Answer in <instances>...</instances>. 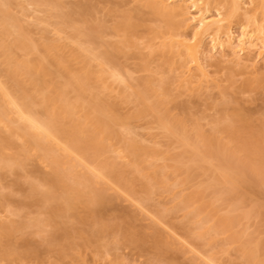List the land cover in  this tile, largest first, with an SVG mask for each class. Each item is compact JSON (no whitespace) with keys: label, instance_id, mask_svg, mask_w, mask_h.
Segmentation results:
<instances>
[{"label":"bare ground","instance_id":"obj_1","mask_svg":"<svg viewBox=\"0 0 264 264\" xmlns=\"http://www.w3.org/2000/svg\"><path fill=\"white\" fill-rule=\"evenodd\" d=\"M92 1L67 9L62 0H0V168L12 172L32 156L45 162L51 171L35 177L30 188L43 203L42 208L59 201L61 215L74 212L84 191L92 193L93 202L99 206L129 201L146 210L147 215L154 214L147 208L154 191L139 196L123 178L113 180L109 166L100 160L108 152L120 159L129 156L131 166L141 172L142 163L166 158L141 147L140 134L130 118L119 116L112 107L99 105L98 95L112 91L126 94V99L141 105L133 117H155L157 127L172 140L173 148L182 149L172 157L177 164L188 173L200 168L205 174L212 171L208 187L217 195L234 191V172L240 165L227 147L199 128L192 130L183 120L171 117L163 111L158 98L176 84L190 90L218 86L211 72L214 65L251 75L264 71V0H140L153 10L160 23L140 41L146 53L139 69L148 76L138 82L126 52L136 45L134 16L129 13L122 22L112 23L100 6L111 0ZM238 23L240 30L236 32ZM31 26L45 38L54 33L77 47L74 58L81 63L79 71L70 74L61 86L50 87L38 71L39 65H31L29 51L39 50ZM53 49L54 45L45 46L48 54ZM152 57L157 59L154 68L150 66ZM42 60L47 62V57ZM56 63L59 71L67 68L62 60ZM81 111L83 119H87L84 127L78 121L81 117H77ZM88 127L94 128L95 140L86 144L88 139H81L79 134ZM116 137L123 142V150L109 142ZM243 167L247 168V164ZM256 174L264 176V172ZM161 183L164 187L168 180ZM198 196L196 193L186 199L175 195L174 200L180 198L176 205L154 214L157 224L166 225V231L182 239L183 246L192 242L177 233L168 217L188 209ZM235 210L237 207L232 206L231 211ZM202 213V209L194 208L186 214L187 221L195 223L194 228L199 230L200 239L231 230L236 220L227 215L213 221V216ZM8 221V215L0 210V235ZM46 222L36 217L32 224L46 226ZM237 238L232 235L233 240ZM262 244L261 240L244 243L243 256L263 264ZM4 247L0 245V252ZM191 250L205 264H225L217 255L205 254L195 246Z\"/></svg>","mask_w":264,"mask_h":264},{"label":"rangeland","instance_id":"obj_2","mask_svg":"<svg viewBox=\"0 0 264 264\" xmlns=\"http://www.w3.org/2000/svg\"><path fill=\"white\" fill-rule=\"evenodd\" d=\"M62 1L67 9L93 2ZM116 1L100 6L112 23L122 22L129 13L134 16L136 45L126 52L127 62L138 82L148 76V72L139 69L146 53L140 41L160 22L144 1L128 0L126 4ZM30 30L39 43V50H30L27 55L31 65H39L37 69L50 87L61 86L70 74L79 71L81 63L74 58L77 47L67 39H58L54 33L45 38L37 28L31 26ZM239 30L238 23L235 31ZM46 45H54L50 54L45 50ZM44 56L47 62L42 60ZM57 59L63 61L65 70H58ZM156 65L157 59L152 57L151 68ZM211 72L218 79V86L190 90L176 84L158 99L163 111L183 120L190 129L199 128L205 135L213 136L240 165L234 172L235 190L224 195H217L208 187L212 171L205 174L200 168L188 173L172 159L182 149L173 148L172 140L157 127L153 115L133 117L141 108L140 104L126 99V94L106 91L98 95L100 106L112 107L119 116L130 118L140 134L139 144L143 149L154 152L157 157H166L142 163L143 170L139 172L129 163V156L120 159L108 152L100 160L109 166L113 180L123 178L139 196H147L153 190L147 208L156 215L176 205L180 198H193L199 193L188 209L168 217L170 225L192 245L183 246L182 239L166 231V225L157 224L154 214L147 215L146 210L129 201L99 206L93 202V194L84 191L69 216L59 213V201L42 208L43 203L31 191L30 182L51 169L32 156L23 167L12 172L0 168V210L9 217L7 229L0 235V245L5 246L0 252V264H205L202 257L191 250L192 246L205 254L217 255L225 264H256L243 256L241 246L258 240L263 243L260 253L264 260V176L256 174L264 172V71L251 75L236 68L214 65ZM85 96L88 98V93ZM84 116L82 111L77 114L82 127L87 122ZM94 134V128L88 127L79 136L86 137L83 139H88L86 144H89L90 140H95ZM118 140L116 137L107 141L123 150L124 144ZM122 154L127 155L125 151ZM244 164L247 168H242ZM164 180L168 183L162 187ZM175 195L180 198L174 200ZM232 206L237 210L231 211ZM194 208L202 209L203 215L213 216V221L233 215L236 217L234 226L219 235L200 239L195 223L187 221L186 217ZM36 217L47 220L46 226L32 224ZM232 235H236L237 240H233Z\"/></svg>","mask_w":264,"mask_h":264}]
</instances>
